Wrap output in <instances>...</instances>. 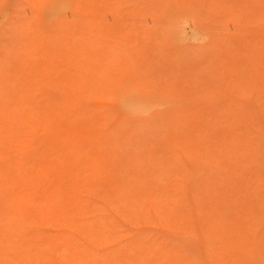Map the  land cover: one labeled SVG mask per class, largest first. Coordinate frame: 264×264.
Returning <instances> with one entry per match:
<instances>
[{
  "label": "rangeland",
  "instance_id": "rangeland-1",
  "mask_svg": "<svg viewBox=\"0 0 264 264\" xmlns=\"http://www.w3.org/2000/svg\"><path fill=\"white\" fill-rule=\"evenodd\" d=\"M0 264H264V0H0Z\"/></svg>",
  "mask_w": 264,
  "mask_h": 264
}]
</instances>
